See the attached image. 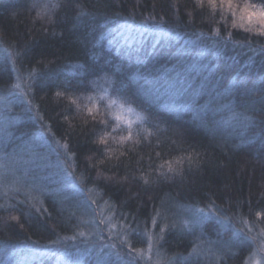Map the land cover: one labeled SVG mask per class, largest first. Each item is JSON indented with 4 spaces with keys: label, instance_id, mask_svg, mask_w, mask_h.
I'll list each match as a JSON object with an SVG mask.
<instances>
[{
    "label": "trees",
    "instance_id": "1",
    "mask_svg": "<svg viewBox=\"0 0 264 264\" xmlns=\"http://www.w3.org/2000/svg\"><path fill=\"white\" fill-rule=\"evenodd\" d=\"M246 4L264 10L0 0V264L264 253V35ZM113 102L144 118L131 139Z\"/></svg>",
    "mask_w": 264,
    "mask_h": 264
},
{
    "label": "snow or ice",
    "instance_id": "2",
    "mask_svg": "<svg viewBox=\"0 0 264 264\" xmlns=\"http://www.w3.org/2000/svg\"><path fill=\"white\" fill-rule=\"evenodd\" d=\"M207 4L209 7L215 9L217 7V2L218 0H206ZM226 2V0H219V3L221 5H223L224 3ZM205 3V0H197V5L198 6H203ZM227 3L229 5V7H231V0H227ZM57 5H52V7H56ZM44 8H47L48 5H44L43 6ZM249 7L255 9V11H249ZM242 11V18H243V15H247L248 19L251 20L253 17H255L257 19V21L262 25V29H261V32L260 34L261 35H264V10H260L259 8H257L255 5H245V7L241 10ZM243 26V25H241ZM248 30H254V29H248ZM17 87H19V85H17ZM128 111H132V109H128ZM117 120H120L121 117L119 115H117L115 117ZM137 119L138 120H143L144 118L141 117V116H137ZM103 122V121H102ZM116 129L114 128L113 131H115ZM122 140H128V139H131V124L129 123V135L126 136V137H122L121 138ZM99 143H105V139L104 137H101L100 140H99ZM168 171L169 172H174L175 170L173 169V167L171 165H169V168H168ZM161 175H164V173H161ZM148 181L146 180L145 183H147ZM204 215H208V214H203L201 215V220L203 219V216ZM259 215V213L257 214ZM15 219V218H13ZM108 221H109V231L112 232L113 229L115 228V225H113L111 223V217H108L107 218ZM197 222H200L199 220ZM243 224L247 225V221L246 220H242L241 221ZM121 230L123 232V225H121ZM161 231H163V228L161 229ZM249 231H251V229L249 228ZM81 235H83V233H81ZM118 236L121 235V233H117ZM147 236V242H148V251L150 252L151 249H152V245H153V237L151 234L149 233H146L145 234ZM260 235H264V230L261 231ZM123 243H127L126 239L125 240H122ZM129 251H133L132 247L129 246ZM136 254H137V257H140V258H145L144 256V252L142 250H136ZM158 256V259L155 261V264H161V261L159 259V254H157Z\"/></svg>",
    "mask_w": 264,
    "mask_h": 264
},
{
    "label": "rangeland",
    "instance_id": "3",
    "mask_svg": "<svg viewBox=\"0 0 264 264\" xmlns=\"http://www.w3.org/2000/svg\"><path fill=\"white\" fill-rule=\"evenodd\" d=\"M252 20L259 23L255 17H253ZM112 105L115 117L117 115L121 117L120 120L116 119L120 124L129 125L130 123L131 125H134L140 121L137 119V116L132 111H128L127 108L117 104L116 102H113ZM245 264H264V253L254 250Z\"/></svg>",
    "mask_w": 264,
    "mask_h": 264
}]
</instances>
